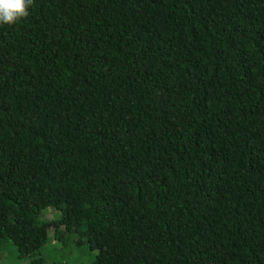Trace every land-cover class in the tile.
<instances>
[{"label": "trees", "instance_id": "1", "mask_svg": "<svg viewBox=\"0 0 264 264\" xmlns=\"http://www.w3.org/2000/svg\"><path fill=\"white\" fill-rule=\"evenodd\" d=\"M28 11L0 24V244L264 264V0Z\"/></svg>", "mask_w": 264, "mask_h": 264}, {"label": "rangeland", "instance_id": "2", "mask_svg": "<svg viewBox=\"0 0 264 264\" xmlns=\"http://www.w3.org/2000/svg\"><path fill=\"white\" fill-rule=\"evenodd\" d=\"M55 212L50 209L42 210L39 217L41 221L54 219ZM77 237H75V240ZM69 241V240H67ZM40 264H86L91 261L93 252L89 251L85 242L81 245L72 246L68 243L64 248L53 238V228L48 229V239L40 248ZM0 264H28L27 257L18 260L13 251V245L10 242L0 244Z\"/></svg>", "mask_w": 264, "mask_h": 264}, {"label": "clouds", "instance_id": "3", "mask_svg": "<svg viewBox=\"0 0 264 264\" xmlns=\"http://www.w3.org/2000/svg\"><path fill=\"white\" fill-rule=\"evenodd\" d=\"M34 0H0V24H14L29 16Z\"/></svg>", "mask_w": 264, "mask_h": 264}]
</instances>
